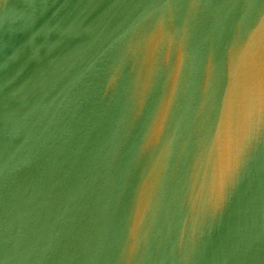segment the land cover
I'll use <instances>...</instances> for the list:
<instances>
[{"label": "water", "instance_id": "1", "mask_svg": "<svg viewBox=\"0 0 264 264\" xmlns=\"http://www.w3.org/2000/svg\"><path fill=\"white\" fill-rule=\"evenodd\" d=\"M0 264H264V0H0Z\"/></svg>", "mask_w": 264, "mask_h": 264}]
</instances>
